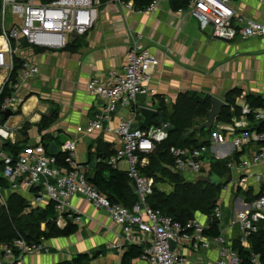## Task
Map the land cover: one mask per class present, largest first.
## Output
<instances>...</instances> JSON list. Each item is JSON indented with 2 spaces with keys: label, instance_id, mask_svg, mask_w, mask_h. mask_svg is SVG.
<instances>
[{
  "label": "built area",
  "instance_id": "1",
  "mask_svg": "<svg viewBox=\"0 0 264 264\" xmlns=\"http://www.w3.org/2000/svg\"><path fill=\"white\" fill-rule=\"evenodd\" d=\"M264 1V0H261ZM98 0H1L0 8V70L6 74L0 85V180L8 183V189L25 187L31 190L30 203L53 202L55 223L64 227L65 214L72 222L79 223L74 214L71 197L82 196L96 208H103L113 222L123 230V239L141 247L139 260L143 264H184L186 256L172 246L180 241L188 242L193 249H218V258L210 264H262L260 255L253 253L246 262L233 248V241L221 231L217 235L203 234L204 223L195 217L181 223L151 207L148 198L153 192L154 180L141 170L145 156L152 152L157 143L168 136L167 124H152L147 128L133 127L131 119L119 117L114 125L110 122L117 105L133 108L140 94H147L157 58L138 41H132L125 54V62L118 72L109 70L105 78L93 76L86 83L89 93L105 101L103 110L87 122L77 126L76 131H104L116 135L120 146L105 161L113 168L121 169L135 186L136 201L131 208L112 201L87 180V165L75 159L74 140L61 146L65 153L63 164L52 154L28 148L22 154H11L3 147L7 129L1 122L6 110L12 112L21 102V89L25 82L39 72L38 66L20 57L22 40L28 47L61 49L70 40L84 34L91 26L92 7ZM127 8L153 12L157 0H152L144 9H135L132 1L124 2ZM186 9L197 17L201 24L210 29L214 38L230 41L236 37L264 39V19H255L240 11L234 0H188ZM20 59V68L13 80L10 74L15 69V59ZM10 92H5V85ZM229 105L230 120L217 121L207 143L197 146H171L173 169L189 173L194 179L211 171V162L219 160L211 156V144L229 142L233 154L226 155L225 168L232 174L226 187H221L219 201L212 210V217L220 222L224 208L220 200L230 194V188L245 193L228 221L240 232L238 240L242 247L250 248V239L264 227V106H251L244 98ZM189 180V179H187ZM7 189V188H6ZM243 190V189H242ZM0 186V199L6 205ZM29 209V208H28ZM40 243L28 244L16 237L11 243L0 242V264H24L26 254L42 251Z\"/></svg>",
  "mask_w": 264,
  "mask_h": 264
},
{
  "label": "crops",
  "instance_id": "2",
  "mask_svg": "<svg viewBox=\"0 0 264 264\" xmlns=\"http://www.w3.org/2000/svg\"><path fill=\"white\" fill-rule=\"evenodd\" d=\"M234 2L246 15L264 19V1ZM132 41L147 47L158 64L152 73L149 92L138 95L131 109L117 105L111 125L121 117L131 119L132 126L139 127L143 121L139 108L150 107L157 111L153 116L154 124L165 123L170 128L163 115L172 112L180 94L189 92L225 101L227 93L236 89L240 93L234 94V101L239 103L246 94L264 98V39L236 37L225 41L214 38L210 29L199 23L186 8L173 9L171 0H157L153 12L127 8L120 0H98L92 7L90 28L70 40L64 48L27 47L19 53L20 57L36 64L39 72L23 85L17 109L7 118H1L7 129L4 142L19 147L16 153L6 151L22 154L32 148L55 155L62 153L64 142L74 140L75 159L87 165V175H91L94 166L102 160V154L112 156L121 142L116 135L104 131H76L77 126H85L100 113L105 104L102 98L87 91L86 83L93 76L105 78L109 70L120 71ZM5 76V72L0 70V85ZM210 153L221 160H228L233 151L227 142L211 144ZM226 155L230 156L224 157ZM144 161L143 167L149 163L148 155ZM119 166L121 169L118 170L124 171L125 164L120 163ZM178 173L185 180L191 176L185 172ZM155 186L166 193L173 189L165 178ZM242 189L234 197L230 217L240 208L239 199L245 193ZM10 193L22 197L30 208L43 209L48 204V201L30 203L32 193L25 187L17 190L5 188V198ZM229 196L226 194L224 200L227 201ZM71 204L74 214L80 218L76 231L43 239L40 245L44 249L26 254L24 264H57L80 253L91 256L96 252L98 255L91 259V264H122V254L130 245L123 239L122 227L111 220L106 210L96 208L80 195L72 196ZM224 212L220 222L221 233L242 247L238 242L239 230L228 225L230 217ZM194 217L208 228L207 216L195 212ZM65 218L72 222L67 213ZM44 227L42 223L41 228ZM172 246L186 256L184 264H210L218 258L216 247L193 249L184 241ZM127 264L143 263L138 255Z\"/></svg>",
  "mask_w": 264,
  "mask_h": 264
},
{
  "label": "trees",
  "instance_id": "3",
  "mask_svg": "<svg viewBox=\"0 0 264 264\" xmlns=\"http://www.w3.org/2000/svg\"><path fill=\"white\" fill-rule=\"evenodd\" d=\"M45 1V0H41ZM122 2L132 1L135 9H144L152 0H120ZM188 0H171L173 9H184L187 7ZM1 8V0H0ZM1 32V23H0ZM77 38V37H76ZM41 49V48H40ZM20 68V59H15V69L10 74L13 80ZM5 92H10V89L5 85ZM4 93V92H3ZM3 93L1 97L3 96ZM240 90L232 89L227 95L225 102L227 105L222 109L218 121H229V105L234 103V94H239ZM0 97V98H1ZM211 96L199 94L197 92H189L180 94L172 107L171 113H165L163 120L170 123L168 128L167 138L155 145L152 152L148 153L149 163L142 167L141 170L147 176H153L154 186L153 192L148 198V204L151 207L159 208L163 213L171 216L174 220L181 223L194 217L195 212H199L207 216L209 225L204 229L205 235H217L220 232L219 221L212 217V210L218 201L221 187L215 188L213 185L194 180H185L183 177L173 170L172 156L169 153L171 146L191 147L198 144L207 143L205 140L211 135L213 128L208 131H194L186 133L189 126L199 124L210 107ZM245 100L251 106H264V98L246 94ZM3 147L6 150H12L16 153L19 149L17 145L3 142ZM58 163L63 164L65 153L55 154ZM105 156V157H104ZM102 160L94 166L93 173L87 175L89 183L93 184L99 191L105 193L112 201L119 202L124 206L131 208L136 201V194L132 192L130 180L124 171L113 168L105 159L108 157L102 154ZM226 160H214L211 162V171L218 175L224 174ZM167 179L172 185V191L166 193L156 187L158 181ZM0 186L7 188L8 184L5 180H0ZM30 208L29 204L16 193H10L6 198V205L0 208V242L9 244L16 237L23 238L28 244L40 243L43 239L55 236L69 235L76 231L77 225L70 220L67 221L64 227H58L55 223V210L53 202L48 204L43 209L30 208L25 212L26 208ZM44 223V229L41 224ZM251 247L244 249L237 243H233L240 256L246 261H249L253 253L260 255L261 262L264 264V227L250 239ZM141 252V247L135 244H130L122 254V264H127L132 258L137 257ZM98 255V252L91 256L87 253L77 254L69 261H63L57 264H91V259ZM16 264V262H13Z\"/></svg>",
  "mask_w": 264,
  "mask_h": 264
},
{
  "label": "water",
  "instance_id": "4",
  "mask_svg": "<svg viewBox=\"0 0 264 264\" xmlns=\"http://www.w3.org/2000/svg\"><path fill=\"white\" fill-rule=\"evenodd\" d=\"M28 46H29L28 43L25 40H22V48H27ZM226 105L227 103L221 98L211 96L210 107L203 121H201L197 125L189 126L187 128L186 133H191L194 131L198 132L203 129L210 131L213 128V126L216 124V122L218 121V118L222 112V109ZM139 111L143 117V121L139 123L140 128H147L150 125L154 124L153 116L157 114V111L155 109L150 108V107H140ZM11 114H12V111L8 109L3 113V118H7ZM231 179H232V174L230 170H227L222 175H218L214 172H210L206 175L198 176L196 178V180L213 185L215 188L226 187V185L231 181ZM130 187H131L132 192H135L136 189L132 183H130ZM2 205H3V202L0 199V208L2 207ZM28 211L29 209L26 208L25 212H28Z\"/></svg>",
  "mask_w": 264,
  "mask_h": 264
},
{
  "label": "rangeland",
  "instance_id": "5",
  "mask_svg": "<svg viewBox=\"0 0 264 264\" xmlns=\"http://www.w3.org/2000/svg\"><path fill=\"white\" fill-rule=\"evenodd\" d=\"M199 23H200V21H199ZM209 149H210V147H209ZM189 180H194V178L192 176H189ZM228 188H230L229 191L231 193V196L228 195L229 197H228L227 201H225L224 198H223L222 200H220V202L223 205V208L225 210L224 213L230 217V214H231V212L233 210L234 197L236 196L237 192L234 190V187H232V186L231 187L228 186ZM222 190L220 189V193H222ZM218 201H219V199H218Z\"/></svg>",
  "mask_w": 264,
  "mask_h": 264
}]
</instances>
